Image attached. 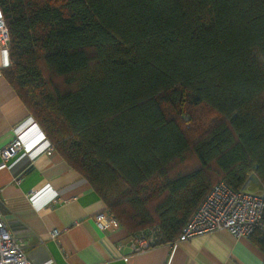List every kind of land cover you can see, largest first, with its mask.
<instances>
[{
  "label": "trees",
  "instance_id": "trees-1",
  "mask_svg": "<svg viewBox=\"0 0 264 264\" xmlns=\"http://www.w3.org/2000/svg\"><path fill=\"white\" fill-rule=\"evenodd\" d=\"M0 7L6 77L133 236L173 242L221 180L264 190V0Z\"/></svg>",
  "mask_w": 264,
  "mask_h": 264
},
{
  "label": "crops",
  "instance_id": "crops-1",
  "mask_svg": "<svg viewBox=\"0 0 264 264\" xmlns=\"http://www.w3.org/2000/svg\"><path fill=\"white\" fill-rule=\"evenodd\" d=\"M0 51V150L15 128L33 116L4 73ZM46 184L51 189L33 199ZM0 208L8 228L26 242L34 264H263L264 251L250 237L227 230L198 234L182 242L151 244L137 251L133 235L121 224L101 230L94 219L105 200L89 179L57 150L32 158L4 161L0 153ZM59 230L56 238L52 230Z\"/></svg>",
  "mask_w": 264,
  "mask_h": 264
},
{
  "label": "built area",
  "instance_id": "built-area-1",
  "mask_svg": "<svg viewBox=\"0 0 264 264\" xmlns=\"http://www.w3.org/2000/svg\"><path fill=\"white\" fill-rule=\"evenodd\" d=\"M0 51L4 56L3 67L11 64L10 34L5 15L0 7ZM16 136L0 153L6 162L12 164L16 156L29 155L34 158L43 151L51 153L56 150L34 116L15 128ZM51 185L46 184L31 194L35 199ZM53 200H57V192L51 189ZM0 196V202L2 201ZM94 219L101 230H111L121 226L120 220L106 204L105 208L95 214ZM264 229V190L253 191L247 187L232 188L224 180L216 183L197 210L184 224L181 232L173 242H182L198 234L227 230L236 237H250L254 232ZM60 231L52 230L56 238ZM151 239L133 236V244L137 251L144 250L152 244ZM0 264H34L28 255L26 242L8 228L5 214L0 208ZM45 264H54L53 259Z\"/></svg>",
  "mask_w": 264,
  "mask_h": 264
},
{
  "label": "rangeland",
  "instance_id": "rangeland-1",
  "mask_svg": "<svg viewBox=\"0 0 264 264\" xmlns=\"http://www.w3.org/2000/svg\"><path fill=\"white\" fill-rule=\"evenodd\" d=\"M247 188H250L253 191H259L260 190V186L259 184L253 179L250 178L248 181V185L246 186ZM120 188V187H119ZM119 188H117L115 191H118Z\"/></svg>",
  "mask_w": 264,
  "mask_h": 264
}]
</instances>
